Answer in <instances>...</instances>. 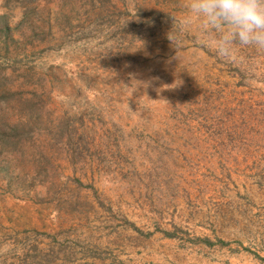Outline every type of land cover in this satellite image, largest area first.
I'll return each instance as SVG.
<instances>
[{
    "label": "rangeland",
    "instance_id": "obj_1",
    "mask_svg": "<svg viewBox=\"0 0 264 264\" xmlns=\"http://www.w3.org/2000/svg\"><path fill=\"white\" fill-rule=\"evenodd\" d=\"M187 3L0 0V264H264V52Z\"/></svg>",
    "mask_w": 264,
    "mask_h": 264
},
{
    "label": "clouds",
    "instance_id": "obj_2",
    "mask_svg": "<svg viewBox=\"0 0 264 264\" xmlns=\"http://www.w3.org/2000/svg\"><path fill=\"white\" fill-rule=\"evenodd\" d=\"M186 7L188 22L199 21L220 57L233 59L238 47L264 52V0H188Z\"/></svg>",
    "mask_w": 264,
    "mask_h": 264
},
{
    "label": "trees",
    "instance_id": "obj_3",
    "mask_svg": "<svg viewBox=\"0 0 264 264\" xmlns=\"http://www.w3.org/2000/svg\"><path fill=\"white\" fill-rule=\"evenodd\" d=\"M0 138H2V139L5 138L6 139V137L4 135H2V134H0Z\"/></svg>",
    "mask_w": 264,
    "mask_h": 264
}]
</instances>
